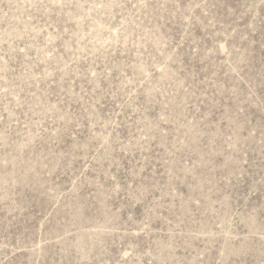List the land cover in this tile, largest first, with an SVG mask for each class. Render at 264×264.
<instances>
[{"label": "rangeland", "instance_id": "1", "mask_svg": "<svg viewBox=\"0 0 264 264\" xmlns=\"http://www.w3.org/2000/svg\"><path fill=\"white\" fill-rule=\"evenodd\" d=\"M0 264H264V0H0Z\"/></svg>", "mask_w": 264, "mask_h": 264}]
</instances>
